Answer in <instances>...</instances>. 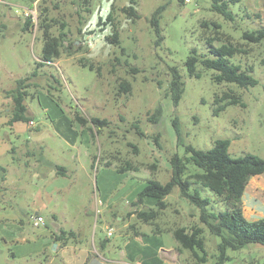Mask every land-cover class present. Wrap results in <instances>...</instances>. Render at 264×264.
<instances>
[{
    "label": "rangeland",
    "instance_id": "374dc122",
    "mask_svg": "<svg viewBox=\"0 0 264 264\" xmlns=\"http://www.w3.org/2000/svg\"><path fill=\"white\" fill-rule=\"evenodd\" d=\"M133 1L0 0V137L9 130L4 122L13 104L9 91L17 79L37 73L27 79L24 98V114L33 123L28 122L30 128L20 139L14 137L8 142L15 146L14 152L0 155V178L4 174L1 167H6L9 184L21 180L19 183L25 185L29 174L23 173L19 179L16 170L18 161L26 157L66 164L73 172L59 174L49 185V189L57 186L61 190H53L52 198L43 197L48 207L58 211L62 224V215L68 222L77 220L75 226L84 228L89 242L110 238L107 254L116 261L191 264L187 250H179L178 259L165 251L178 249L171 232L166 231L168 227L200 225L197 208L179 195L177 187L165 197L167 208L158 219L164 231L154 233L149 224L128 213L139 207L137 196L147 180L165 183L170 179V157L188 155L186 145L206 150L216 139H229L232 157L252 153L264 159V40L250 43L242 38L244 31L264 27V0L231 3L233 20L211 11V0H185L184 4L177 0ZM129 5L134 6L139 18L130 19L122 11ZM161 6L160 39L150 17ZM203 21L209 23L208 28L202 26ZM212 22L220 25L214 44L231 41L246 51L230 61L243 68L252 65L255 85L242 88L217 83L215 72L200 66L199 77L188 75L184 62L192 49L212 57L203 35L214 33ZM46 24L53 35L64 32L65 37L60 56L39 66ZM115 29L118 43L107 39ZM171 66L177 67L184 83L176 105L165 96ZM123 82L129 84L127 91L122 89ZM227 91L240 96L245 106L228 105L215 114V98ZM159 107L158 121H150ZM76 115L87 122L80 123ZM92 117L107 122L93 125ZM25 137L45 143L43 154L37 144H27ZM27 147L32 152L26 155ZM107 161L111 164L106 165ZM127 162L138 168L119 171L118 166ZM154 163L156 169L151 167ZM188 167L190 171L200 170L193 164ZM27 180L34 181L26 186L27 191L0 193V264H75L65 255L74 257L75 250L57 255L54 244L49 245L53 218L35 197L46 182ZM198 190L211 199V210L226 209L209 188L199 185ZM142 203L140 208L156 207L154 197H144ZM33 205L41 210L45 224H33ZM243 210L249 220L264 218V173L249 178ZM130 224L137 225L144 235L128 238L125 234L132 233ZM109 228L113 230L108 236ZM203 228L208 254L204 264H213L219 237ZM223 264H264V247L248 245L229 250Z\"/></svg>",
    "mask_w": 264,
    "mask_h": 264
},
{
    "label": "trees",
    "instance_id": "16d2710c",
    "mask_svg": "<svg viewBox=\"0 0 264 264\" xmlns=\"http://www.w3.org/2000/svg\"><path fill=\"white\" fill-rule=\"evenodd\" d=\"M178 3L184 4L185 0H177ZM133 3L134 1L131 0ZM241 2V0H211L210 9L216 14L221 15L225 20H233L235 14L230 9L231 3ZM163 7L155 9L150 17V24L158 34L159 38V17ZM122 11L130 18L137 19L140 17L134 6L129 5L122 7ZM29 22H26L28 25ZM214 33L212 35L203 33L206 44L208 45V51L212 57L204 56L198 53L196 49H192L187 56L184 64L189 76L199 77L200 71L198 66L202 69H211L215 73L213 79L217 83L227 82L234 83L239 87L253 86L257 83V79L252 75V65L242 67L239 63H233L230 58L234 55H240L246 53L244 49L234 44L231 41H225L220 45L214 44L219 39L218 23L212 22ZM202 26L209 27V23L202 22ZM43 47L41 62L38 65H42L46 62H52L55 58H58L61 53V49L64 42L65 33L60 32L58 35H53L49 31V25H44L43 29ZM242 38L250 43H258L264 40V27L252 30L244 31ZM107 39L110 42L118 43L119 35L115 29L111 36ZM67 49H69L67 47ZM92 68V66H90ZM170 79L165 91V96L169 95L172 102L176 105L181 99L184 83L177 67H169ZM36 71H33L30 75L16 80V86L9 91L12 99V110L10 112V118L8 124L15 121H28L24 112L26 111V105L24 104V98L27 95L25 87L29 85L26 83L27 79L36 75ZM122 89L127 91L129 84L127 82L121 83ZM216 106L214 107V113L217 114L224 110L228 105H240L245 106L240 96L236 95L232 91L223 92L221 96H217L214 100ZM161 115V108L159 107L149 117L152 122H157ZM76 119L85 124L87 119L76 115ZM90 122L93 125L106 124L105 119H99L92 117ZM174 128L179 135L177 118L173 119ZM140 133V132H139ZM230 145L229 139H216L213 145L209 149H198L192 145H186V152L188 155L181 157L178 154H173L170 157L171 176L170 179L161 183L155 179H149L145 182L143 188L138 193L136 205L139 207L130 211L128 214H134V216L140 222L149 224L152 227L154 233H160L164 231L158 223L160 213L167 208V202L165 197L172 191L174 187L178 188L179 195L187 200V202L198 210V222L199 224H192L189 227L178 225L175 227H168L166 231L171 232L173 238L177 242L178 250H187L189 253V259L191 264H204L207 261V250L204 237L205 227L210 234L219 237L216 244V257L213 264H223L228 259V251H238L248 245H259L264 247V218L255 220L247 219L243 214L242 195L244 189L251 176L264 173V159L252 154L244 153L238 157H232L228 151ZM136 150V149H135ZM137 151V150H136ZM106 165H110L111 162H105ZM188 164H193L198 167L199 171H190ZM60 169L64 168L58 166ZM153 169H156V164L151 165ZM137 166L127 162L124 166L119 165V171H126L137 169ZM2 178H4L2 176ZM204 186L209 188L215 196V200L223 202L226 206L225 210L214 211L210 209L211 199L200 195L198 186ZM192 186H194L192 188ZM154 197L156 199V207L140 208L143 204L144 197ZM133 234H139L135 224H130ZM74 236L72 231H61L56 236V240H65ZM106 239L101 241L105 242Z\"/></svg>",
    "mask_w": 264,
    "mask_h": 264
},
{
    "label": "crops",
    "instance_id": "0c3cea01",
    "mask_svg": "<svg viewBox=\"0 0 264 264\" xmlns=\"http://www.w3.org/2000/svg\"><path fill=\"white\" fill-rule=\"evenodd\" d=\"M4 118H5L4 122L8 123V119L10 118V114H9V118H6V117H4ZM29 121H32V120L29 119L28 121H26L25 126L18 125V123L24 122V121H15L11 124H8L9 130H6L4 132V135H2V137H0V155H4L6 153H10V152L15 151V149H14L15 146L14 145L9 146L8 142L11 143V140L14 139V137L20 139V136L22 134L26 133V130H28L30 128L28 126ZM24 141H26V143L29 144L30 146L32 144L33 145L37 144V147L39 149H41V152L43 154L45 148L44 149H42V148H43V146L46 147L45 143L41 144L39 142V140H35V141L33 139L29 140V137H27V138L25 137ZM31 150L32 149L27 147L24 152L27 155L30 152H32ZM67 161H69V160H67ZM56 165L64 167V168H61V169L55 168ZM1 169L3 170L4 174L2 176L4 178H2V176L0 178V193L8 191L10 189H14V190L17 189L18 191L19 190L27 191L26 186L31 185L32 182H34L32 180H27L28 178H36V179H39L41 181L43 180L44 182H46V183H44L45 185L42 186V188L37 190L35 197L36 198L39 197V199L42 201V204H41V205H43L42 208L49 209V212L52 215V218H53L52 224L54 226V230L52 231V235L50 236L51 241H50L49 245L54 244L53 249L57 255H60V252L64 253V251H65L67 253L68 251H72V249H73L76 251V254L74 255V257L69 256L68 254H65V255L67 256V260L74 261L75 264H127L124 261L113 260L110 258V256H108L109 253L107 251L109 250V247L111 244L110 238L109 239L105 238L106 241L103 243L101 242V241H103L101 239H99L98 243H96L95 240H94V242H93V240H92V242H89L88 239L86 238V233L84 231V228L81 227L80 225L75 226V223L77 222V220L74 223L68 222V220H66L64 218V215H62V217H63L62 218L63 224H62V222L60 221L58 211H56L55 208L48 207L47 206L48 202H45L43 200L44 196L45 197L49 196L52 198V195H53L52 191L53 190H56V191L61 190L57 186H54L51 189H49V187L52 185V183H55L58 180L59 174L62 176H67V175H69V173L71 174L73 172L72 170H68L66 168V164H59V162H55V161L50 160V159L45 158V157H41L39 159H28V157L23 158L22 160L18 161L16 173H17L19 179L23 173L29 174V176L27 178L26 177L24 178V184L25 185H22L21 183H19V182H21V180H18L19 182L17 184H14V185L9 184L7 181V179H8L7 178L8 168L1 167ZM257 175H260V174H257ZM244 192H245V189H244ZM244 192L242 195V203H243ZM48 201H49V199H48ZM64 202H65V207H67L68 203L66 201H64ZM28 207H30V205ZM32 209H33L34 213L31 215V217L34 215H41L44 219L42 224H45V218L42 215L41 210L38 208V206L33 205ZM74 210H76V208ZM243 214H244V210H243ZM130 215L132 216L134 214L131 213ZM75 216H76V214H75ZM73 219H75V217ZM120 219L121 218H119V220ZM109 227H111V226H109ZM136 228L139 231V234L128 233L125 235L128 238H130L132 236L133 237L143 236L144 234L139 230V227H137V225H136ZM61 231H72L74 233V236L71 238H68V239L66 238L65 240H56V236L58 234H60ZM74 239H76V240H74ZM165 251H166L167 255H171V256H173V258L177 256L176 259H178V255L181 254V253H179V250L175 247L173 249H169V250H165Z\"/></svg>",
    "mask_w": 264,
    "mask_h": 264
},
{
    "label": "built area",
    "instance_id": "2783aa9c",
    "mask_svg": "<svg viewBox=\"0 0 264 264\" xmlns=\"http://www.w3.org/2000/svg\"><path fill=\"white\" fill-rule=\"evenodd\" d=\"M30 123H33V121H29ZM44 221L43 217L41 215H34L32 216V222L34 225H40L42 224ZM112 228H109L108 229V236L112 234Z\"/></svg>",
    "mask_w": 264,
    "mask_h": 264
}]
</instances>
